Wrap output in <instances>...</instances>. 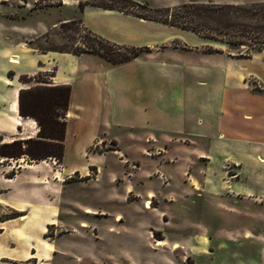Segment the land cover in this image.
I'll use <instances>...</instances> for the list:
<instances>
[{"label": "rangeland", "instance_id": "rangeland-1", "mask_svg": "<svg viewBox=\"0 0 264 264\" xmlns=\"http://www.w3.org/2000/svg\"><path fill=\"white\" fill-rule=\"evenodd\" d=\"M130 1L143 5L144 9L139 5L129 6L121 0H0V73L4 77L0 79V111L9 116L14 113L17 91L59 86L54 85L52 79L55 71L60 69L55 58L73 56L72 53L85 54L84 51L90 48L107 53L115 61L129 57V49L116 50L91 37L83 19L93 30L125 44L141 47L148 42L155 43L154 49L150 50L156 54L165 50L205 54L225 52L241 58L254 56L262 62L256 67L264 65V52H249L244 46L235 48L202 40L200 30L191 32L176 27L182 23L192 26L213 24L203 21L201 7L253 6L264 4V0ZM80 4L84 6L83 10L79 9ZM191 5H194L192 10L183 8ZM101 7H113L142 19L136 22L96 12L82 19L84 9L104 10ZM189 13H194L193 19L189 18ZM158 18L165 24L156 22ZM163 39L167 41L158 43ZM148 53L140 55L141 61L149 58ZM165 58L163 56L159 61ZM163 69L127 64L114 68L109 79L115 120L126 121L121 128L113 127L110 133L119 136L118 141H122L120 153H125L126 159L135 160L140 169L150 172L160 161H151L145 156L154 158L162 151L151 148L152 153H144L140 140L129 143L124 139L128 132L125 124L144 126L149 123L158 132L172 126V133L181 139L183 134L175 130L187 120L188 114H193V104L198 99V88L192 82L197 76L182 72L181 68H171L167 73ZM217 74L213 70L204 71L206 90L219 77ZM248 85L264 95V86L256 81H249ZM187 86L191 92L183 94ZM1 96L5 102L1 101ZM116 98H121L124 106L119 107ZM75 100L81 103V97ZM16 115L18 119L13 121L11 129L13 134L8 139L0 135V145L10 139H38L36 122L31 117L19 115L18 98ZM7 121L8 118L1 115L0 132L6 133L10 129ZM23 128H28L30 134H22ZM97 138V135L89 137L73 122L59 164L49 159L28 162L26 156L17 160L0 157V264H264V163L260 157L256 156L253 163L242 161L237 168L226 162L233 155L229 148L223 149L224 154L219 148L210 153L204 146L207 140L200 141L209 154L201 160L196 159L190 169L196 182L192 185L197 187V184V189L191 188L186 179L181 185L178 177L177 169L186 152H182V157L178 158L180 164L175 168L160 164L159 173L169 177L168 186L162 188L165 180L160 184V178V181L152 178L150 182L157 193L170 191L175 196L173 200L153 197L151 201L147 196L150 207L164 212L158 219L154 214L144 213L141 208L144 209L146 203L142 207L141 202H133L136 201L134 195H128L129 203L113 197L117 190L113 185H118L120 196H125L129 187L126 185L122 189L119 184L122 182L130 180L135 192L140 194L147 187H138L136 178L131 180L137 164L124 160L123 154L115 152L112 142L101 139L98 144H91L83 155L84 145L88 141L96 142ZM183 147L193 149L191 145ZM208 160H211L210 164ZM87 161L94 167L87 171L77 169L69 175L70 168L80 167ZM18 166L24 169L18 171ZM7 173L19 175L11 180L6 178ZM110 175L114 176L111 179L113 185ZM86 211L93 214H86ZM21 215L26 218L20 219ZM81 224L85 227H80ZM154 240L164 241V245L155 246ZM174 245L177 248L174 249Z\"/></svg>", "mask_w": 264, "mask_h": 264}, {"label": "crops", "instance_id": "crops-1", "mask_svg": "<svg viewBox=\"0 0 264 264\" xmlns=\"http://www.w3.org/2000/svg\"><path fill=\"white\" fill-rule=\"evenodd\" d=\"M92 12H96L97 14L107 17H117L120 19L123 18L140 22L139 19L127 17L114 11H97L94 9H84L82 19ZM83 23L90 32L111 43L123 46L133 45L128 47L135 48H148L149 53L147 56L149 58L141 61L140 57H138L119 65H111L93 54H82L79 56L67 55L65 58H55V60H58L59 62L60 69L55 71V75L52 78L53 84L68 86L70 88L68 110L64 119L66 122L64 143L69 134L70 125L74 122V125L76 124L82 127L89 137H94L96 135L99 136L96 142L88 141L84 145L83 155H86L87 149L90 148V146L98 144V142L102 139L112 142L115 147V152L123 154L124 157L122 158H124V160L135 162V160L126 159L128 157L125 153H120L119 147L122 141L119 142V136L114 133H110L113 127L121 128L120 125H123L126 122L123 121V119L115 120L116 116L113 114L115 111V104L113 102L114 97L112 95L109 81L110 72L116 67L127 64L139 65L140 67L145 65L150 67H164L166 73L168 70H172L171 68H175L177 70L181 68L182 72H191L194 77L197 76L195 80H192V78L191 80L196 83V87L198 88L196 92L198 99L194 102L193 109L191 111L193 114H188L187 120L183 122L180 128L175 130V132L182 133L183 137L180 139L177 135H174L172 133V126H169L168 129H160L158 132V129L150 126L149 123L142 126L129 122V124L127 123L125 125L128 127L130 125L131 127H126L128 132H126L124 139H127L129 143L140 140L143 144L142 152L144 153H152L151 148L154 150H161L162 154L160 153L157 157H145L151 161L157 159L160 161L159 165L164 163L167 168H175L179 166L177 165L180 164L178 158L182 157V152H186V156L182 157L183 162L180 164L179 169L176 168L179 171L178 177L181 179V185L185 183L183 179H186L189 183H191V188L196 189L198 185L196 184L197 187L192 185L196 182L195 178H193L190 174V169L194 166L193 164L196 163V159L201 160L200 158L202 157H208L209 153L207 150L211 153L213 150L219 148L221 153L224 154L223 149L229 148L233 155L228 157L230 160L226 162H229V164L236 166L237 168H240L242 161L253 163L256 156L260 157V161L264 163V95L254 91L248 85L249 81H256L258 84L264 86V65L256 67L257 64H262L260 60H257L254 56L250 58H241L225 52L205 54L200 51H182L178 53L175 51L170 52L165 50L156 54L150 50L154 49V46L156 45L155 43L148 42L141 47L136 44H125L123 41L110 38L93 30L85 23L84 19ZM142 23L145 22L143 21ZM166 41L167 39H163L158 43H164ZM8 54L12 55V52H9ZM180 55L186 57V59ZM163 56L166 57L165 60L159 61ZM178 56L179 58H177ZM84 61H86L87 64ZM205 70H213L220 74H217L219 77L215 78L207 90L205 89ZM199 76L202 78H199ZM0 79H4L1 73ZM187 91L191 92V89L188 86L186 91L183 90V94H186ZM78 97H81V103L76 102L75 99ZM116 99L119 107L124 106L125 102H121V98ZM3 105L6 106L5 104ZM145 105L149 104L145 103ZM1 115H5L8 118L9 122L7 121L6 123L8 124L7 128L10 129L6 133L0 132V135H3L4 139H8L10 137L9 135L13 134L11 130L12 123L14 120L18 119V116L16 115V112H11L9 116L3 111H0V118ZM193 115H196V118H194ZM138 118L141 119L142 117L139 116ZM142 120L143 122L149 121L144 119ZM21 131H23L22 134H30V130L28 128H23ZM8 132L9 134H7ZM120 133L118 132L117 134ZM202 140L213 142V144L209 145V143L206 142L204 144L207 145H204L199 143ZM184 145H191L193 146V149L187 150L183 147ZM203 145L207 148V150L202 147ZM233 156H236L237 158H234ZM228 158L226 157V159ZM85 159H87V157H84V160ZM135 163L137 164V170L132 173L133 177L131 180L136 178L135 183H137L138 179V187L139 185L146 186V191L143 194L135 192L134 184H132L128 179L129 181L127 183H119L120 186H122V189H125L126 185L129 187V189L125 190V196H120L121 188H119L118 185L112 184L111 179L114 178V176L110 175V184L117 187V190H114L116 192L113 194V197H116L121 202H127L128 195H134L136 201L133 202H141L142 207L143 203L148 202L146 201L147 196L148 198L150 197L148 199L150 201L153 197L154 199L161 197V199L173 200L175 195H172L170 191L157 193L153 182H150L152 178H160V184H162V180H165V184L161 187L164 188L165 186H168L169 177L165 178V175L159 173V169H161L159 165L155 166L151 173L150 171L143 170L142 168L140 169L138 162ZM210 163L211 160H208V164ZM223 163L224 162L220 165ZM18 167V171L24 169L21 166ZM93 167L94 164L87 161L80 167L70 168L69 175L77 169L87 171L89 168ZM97 168L101 171L99 167ZM18 175L19 173H16L14 178H11V180H14L15 177H18ZM160 175L161 177H159ZM189 178L191 180H189ZM144 209L141 208L144 213L154 214L158 219L159 216L164 213L163 211L156 209L154 206H151L148 210ZM153 210L156 211L158 216L155 212H153ZM146 226L150 225L147 224ZM246 234H248V232Z\"/></svg>", "mask_w": 264, "mask_h": 264}, {"label": "trees", "instance_id": "trees-1", "mask_svg": "<svg viewBox=\"0 0 264 264\" xmlns=\"http://www.w3.org/2000/svg\"><path fill=\"white\" fill-rule=\"evenodd\" d=\"M124 4L129 6L143 7V5L136 4L130 0H121ZM139 5V6H138ZM79 9L83 10V5H79ZM98 7L96 5H91ZM194 5L183 7L188 10L194 9ZM104 10L120 12L124 15L133 16L134 18L142 19L138 15L125 13L122 10L113 7H101ZM182 8V9H183ZM203 13V21H210L213 24H203L192 26V24L182 23L176 26L179 29L202 33V40H211L226 44L230 47L241 48L245 47L249 52H264V4H256L253 6L240 5H208L201 7ZM199 8V10L201 9ZM166 10V9H164ZM159 12V11H157ZM197 15H200L197 12ZM193 14V16H192ZM194 13H189V18H194ZM211 16V17H210ZM151 20V19H145ZM155 19L151 20L154 21ZM165 24L160 18L155 20ZM175 23V22H174ZM169 26H174L169 23ZM205 27V28H204ZM201 28L203 29L201 32ZM204 30L206 31L204 33ZM211 32L208 35L207 32ZM90 36L101 41L107 47L119 50H130L128 58H121L119 61L111 60L107 53L96 51L93 49H86L85 54H95L101 59L105 60L111 65H119L122 63L134 60L143 52L149 51L148 48H135L111 43L92 32L88 31ZM216 39V37H218ZM223 37L225 38L222 41ZM74 56L80 54L72 53ZM18 94V97H17ZM70 95V88L68 86H54V87H33L27 90L16 92L15 111L17 110V98L19 105V115L21 117H31L39 128L38 139L27 138L24 140L18 139L9 142H1L0 157L6 159L17 160L22 156L28 158V162H39L44 160H53L57 164L62 162L64 156V136H65V115L68 110V101ZM13 141V142H12ZM25 146V148H22ZM14 173H7L6 178L11 179Z\"/></svg>", "mask_w": 264, "mask_h": 264}, {"label": "bare ground", "instance_id": "bare-ground-1", "mask_svg": "<svg viewBox=\"0 0 264 264\" xmlns=\"http://www.w3.org/2000/svg\"><path fill=\"white\" fill-rule=\"evenodd\" d=\"M66 5V4H65ZM6 82H7V80H4L3 81V83H4V85H6ZM1 101L2 102H5L6 100H5V98H4V96H1ZM16 124V123H15ZM85 175V174H84ZM145 208L146 209H149L150 208V206H149V203H146V205H145ZM86 214H93V213H91V212H85ZM26 217H25V215H21L20 216V219H25ZM117 220V219H116ZM80 227H85V224H81V226ZM154 242H155V246H163L164 245V241H160V240H154ZM173 248L175 249V248H177L176 247V245H174L173 246Z\"/></svg>", "mask_w": 264, "mask_h": 264}]
</instances>
